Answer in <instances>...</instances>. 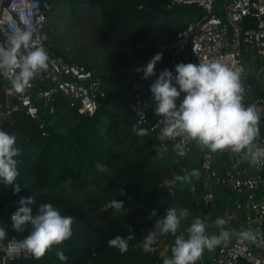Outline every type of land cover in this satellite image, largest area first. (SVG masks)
Segmentation results:
<instances>
[{
    "label": "trees",
    "instance_id": "trees-1",
    "mask_svg": "<svg viewBox=\"0 0 264 264\" xmlns=\"http://www.w3.org/2000/svg\"><path fill=\"white\" fill-rule=\"evenodd\" d=\"M55 15H63L62 6L66 5V18L73 23H93L92 30L106 46H113L120 41L123 51L127 47L137 45V52L143 55L151 53L157 47L145 49L150 38L146 31L156 27L152 21L154 16L150 11L163 13L165 17L178 7H190L193 17L190 21L199 18V11L191 5H173L164 8L167 0H50ZM97 17V18H96ZM141 20V23L138 21ZM189 21V22H190ZM51 37L53 38L54 28ZM188 22L176 25L162 39L169 49L170 39L175 33L183 29ZM166 25V23H165ZM130 48V47H129ZM58 54L69 56L70 61L84 65L88 69L95 70V62L90 54L79 51L76 55L70 52L56 49ZM135 54V55H136ZM158 61L154 68L157 70L163 65L164 57ZM118 56L119 69L115 71L116 79L110 81L105 88V95L100 107L93 116H83L75 112L67 105V100L56 96V110L52 114L43 117L44 127L41 129L38 122L24 112L18 111L13 115L12 124H3L1 128L8 132H14L17 136V145L22 152L16 157L18 160L19 175L14 183L21 187L18 192H13L11 184L0 182V226L7 229V239L15 236L22 238L25 232L17 233L10 227V214L18 207L20 197H33L32 207L36 210L38 204L51 202L61 209L62 214L74 217L70 238L60 244L53 245L45 254L26 259L14 257L4 264H162L163 258L152 256L142 249V242L148 230L158 231L154 221L162 216L170 206L187 207L194 211L195 216L203 219L204 211L195 206V200L201 194L198 153L194 150L195 163L189 164L186 160H175L171 150L161 154L156 140L155 132L150 131L149 125H139L130 112V104L134 97L131 91L135 88L137 78L142 72L135 71L139 65L136 55L134 60L128 56ZM261 57L257 58V62ZM148 60V59H145ZM135 61V63L133 62ZM147 62V61H146ZM101 80H105L103 73H98ZM252 91L264 97V87L261 86L256 72L249 79ZM149 121L152 118L149 115ZM147 128L148 134L138 136L132 131V125ZM42 131L46 135H42ZM263 132V121L260 122V135ZM168 162V170L171 176L152 171L149 164L163 165V159ZM227 160L226 155L216 158V168ZM106 165L109 172L99 171L96 164ZM184 164L185 170L199 169L200 175L189 181H177L176 174H183L179 165ZM221 170V169H220ZM222 171V170H221ZM165 180L175 181L178 190L170 196L163 185ZM227 195V199L216 200V208H224L228 197L222 187H217ZM122 189L121 191H119ZM78 193H91L93 196L103 199L101 205L113 198L122 199L126 211H112L111 217L104 224H97L94 215L76 198ZM220 196V195H219ZM231 200V199H230ZM152 209H156V215H150ZM215 210H212V215ZM130 226V227H129ZM131 232L132 238L128 241L126 252H120L116 247L108 245L107 241L116 234L127 235ZM174 243L172 236L170 248L166 255H171V246ZM60 249L68 256L67 261H60L56 256V250ZM209 251V250H205ZM165 255V256H166Z\"/></svg>",
    "mask_w": 264,
    "mask_h": 264
},
{
    "label": "built area",
    "instance_id": "built-area-1",
    "mask_svg": "<svg viewBox=\"0 0 264 264\" xmlns=\"http://www.w3.org/2000/svg\"><path fill=\"white\" fill-rule=\"evenodd\" d=\"M175 4L194 6L199 11V18L189 22L170 39L169 55L156 74L165 67L174 72V66L179 62L208 60H219L230 67L242 69L243 103L255 105L261 113L263 132L258 140L264 145V97L254 93L249 83L255 74L253 62L264 57V0H167L164 8ZM52 6L50 0H0V50L7 46L9 33L17 28H27L34 30L30 46L42 45L49 55V67L39 72L23 92L11 88L12 73L0 76V128L3 124H12L14 113L22 111L43 129L44 115L56 110L57 95L63 96L68 107L79 115L93 116L100 107L105 88L95 70L70 61V55L58 54L53 49L49 23ZM154 79L155 75L147 79L140 75L131 91L134 99L130 112L135 121L139 125H149L150 131L156 134L158 145L167 144V150L173 152L176 161L191 162L195 157L193 151L198 153L202 192L194 205L204 211L215 210L214 216L203 215L209 233H218L220 228H232L237 231L250 229L255 234L252 241H239L233 237L226 245H219L206 254L203 252L196 264H264V161L253 165L240 154L227 149L210 152L195 142L186 144L183 155L175 152L171 147L174 141L161 137L163 124L153 111L155 102L149 85ZM183 95L181 93V97L177 98V104ZM42 135L46 132L42 131ZM219 155H226L227 160L217 169L215 164ZM179 169L184 172L186 166L180 164ZM163 185L170 196L178 190L173 180H165ZM217 187L233 195V199L222 209L216 208V200L220 198ZM218 216L228 223L215 228L213 222ZM192 218L189 216L182 220L178 232L183 231ZM156 235L152 250L145 252L162 257L170 248L172 235L159 232ZM14 257L37 258L25 250L10 255L6 244L0 243V264Z\"/></svg>",
    "mask_w": 264,
    "mask_h": 264
},
{
    "label": "clouds",
    "instance_id": "clouds-1",
    "mask_svg": "<svg viewBox=\"0 0 264 264\" xmlns=\"http://www.w3.org/2000/svg\"><path fill=\"white\" fill-rule=\"evenodd\" d=\"M32 29L17 28L8 34L7 46L0 50V76L12 73L10 85L16 92H23L33 78L49 67V55L45 47L30 46L33 39ZM162 52L154 53L145 64L139 65L135 71L142 72V78L155 75L149 90L155 102L154 112L160 117L163 127L161 137L174 141L172 149L183 155L188 142H195L206 147L210 152L229 150L240 154L251 164L264 161V145L260 137L261 113L253 104L245 105L244 87L242 84V69L233 68L219 60L204 62H179L174 66V72L167 67L156 74L154 65L161 59ZM179 104L177 98L181 97ZM132 131L138 136L148 134L145 127L132 125ZM180 138L177 140L176 138ZM14 132L0 128V182L11 184L13 192H18L21 185L16 181L19 175L17 156L22 152ZM161 150H167L168 145H160ZM99 171L109 172L106 165L97 163ZM200 175L199 169L176 174L177 181H189ZM122 193V189H120ZM33 197H20L18 207L10 214V227L17 233L27 234L22 238L15 236L7 239L6 250L12 255L21 250L32 253L35 257L45 254L53 245L60 244L73 234L74 217L61 212V209L51 202L38 204L36 210L32 207ZM122 199L113 198L102 207L114 209L122 214L126 211ZM187 207H168L162 216H158L154 225L160 234H170L174 237L171 255L163 258L162 264H196L207 249L227 244L233 237L239 241H252L255 234L250 229L235 230L220 228L218 233L207 231V222L200 216L192 218L191 223L183 230L181 221L189 216ZM150 215H156L152 209ZM217 226L228 223L223 217H217L213 222ZM130 227V226H129ZM187 233V235H185ZM7 229L0 226V243L5 242ZM132 233L116 234L107 241L108 245L116 247L120 252H126ZM157 239L155 232L148 230L142 242V249L151 251ZM56 256L60 261H67L68 256L63 250L57 249Z\"/></svg>",
    "mask_w": 264,
    "mask_h": 264
},
{
    "label": "rangeland",
    "instance_id": "rangeland-1",
    "mask_svg": "<svg viewBox=\"0 0 264 264\" xmlns=\"http://www.w3.org/2000/svg\"><path fill=\"white\" fill-rule=\"evenodd\" d=\"M52 10V9H51ZM63 15L65 17H60L54 14L52 11L50 13V21L53 26L54 35L53 40L56 46V49L61 51H68L73 56L76 55L79 51L90 54L91 59L96 62V64L101 65L98 67V72L105 75V80L103 81L104 87H107L110 81L115 80L116 75L115 71L119 69L117 64L118 56L126 55L129 59L134 60L136 55H140L137 59V63L145 64L154 53L157 51L162 52V57L166 54L168 48L162 42V39L169 33V31L176 25H181L193 17V11L190 7H178L175 8L166 18V25L151 27L146 31V35L150 38V43H147L146 46H143L145 49L154 48L151 53L147 55L137 52V45H131L127 47L126 52H124L121 47L120 41L113 46H106L97 36V34L92 30L93 23L85 22L84 24L73 23L70 19L66 18L67 8L66 5L62 6ZM141 23V20L138 21ZM136 54V55H135ZM161 57V58H162ZM161 60V59H160ZM159 60V61H160ZM135 63V61H133ZM253 68L255 69L256 75L260 80L261 86L264 87V57H261L257 62L253 63ZM168 150H162L161 154H165ZM164 164L159 166L155 164H149L148 168L152 171H157L167 176H171L170 171L168 170L167 161L163 159ZM76 198L84 203L85 207L93 213L95 222L97 224H104L111 215V210H105L101 203L103 199L97 196H93L91 193H78ZM158 231H155L157 233ZM166 255V254H165ZM163 255V256H165Z\"/></svg>",
    "mask_w": 264,
    "mask_h": 264
},
{
    "label": "crops",
    "instance_id": "crops-1",
    "mask_svg": "<svg viewBox=\"0 0 264 264\" xmlns=\"http://www.w3.org/2000/svg\"><path fill=\"white\" fill-rule=\"evenodd\" d=\"M96 18H97V17H96ZM189 21H190V20H188V23H189ZM190 22H191V21H190ZM168 51H169V49H168ZM166 58H167V56L164 57V59L162 60V61H163V64H164ZM89 59H91V58H89ZM95 66H96V68H95V72H98V67H100V68L102 67L101 65L98 66V64H96V62H95ZM102 68H103V67H102ZM98 73H99V72H98ZM102 82H103V80H102ZM188 163H189V164L195 163V157L192 158V161H191V162H188ZM216 192H217L218 195H220V199H224V198L227 199V195H225V193L222 191V189H220V188H216ZM230 199L232 200L233 197H232V198H229V197H228V201H229ZM224 200H225V199H224ZM227 204H228V203H227ZM193 212H194L193 210L190 211V212H189V216H192V215L194 216ZM205 213H208V214L212 215V210H209V211H207V212H205ZM189 216H188V217H189ZM193 216H192V217H193ZM188 217H187V218H188ZM238 219H240V216H238ZM213 226H214L215 228L217 227V225H215V224H213ZM208 252H210V251H208ZM204 253L206 254L207 251H204Z\"/></svg>",
    "mask_w": 264,
    "mask_h": 264
},
{
    "label": "water",
    "instance_id": "water-1",
    "mask_svg": "<svg viewBox=\"0 0 264 264\" xmlns=\"http://www.w3.org/2000/svg\"><path fill=\"white\" fill-rule=\"evenodd\" d=\"M224 2V0H222ZM151 14L154 16V20L152 21L155 25L161 26L164 25L166 21V17L163 13H160L158 11H150Z\"/></svg>",
    "mask_w": 264,
    "mask_h": 264
}]
</instances>
